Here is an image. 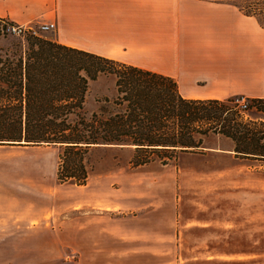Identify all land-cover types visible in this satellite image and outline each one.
<instances>
[{
    "label": "rangeland",
    "instance_id": "374dc122",
    "mask_svg": "<svg viewBox=\"0 0 264 264\" xmlns=\"http://www.w3.org/2000/svg\"><path fill=\"white\" fill-rule=\"evenodd\" d=\"M52 31L38 36L52 40ZM21 37L0 33V47L12 49ZM116 95L115 77L102 75L90 82L85 108L100 111ZM245 114L264 117L256 106ZM219 145L214 135L205 139ZM61 152L0 146V264H264V161L219 175L211 171L234 162L208 150L131 168L132 149L97 147L86 155L87 184L103 182L91 190L58 182ZM243 163L251 164L235 162ZM89 190L129 202L103 211Z\"/></svg>",
    "mask_w": 264,
    "mask_h": 264
},
{
    "label": "trees",
    "instance_id": "16d2710c",
    "mask_svg": "<svg viewBox=\"0 0 264 264\" xmlns=\"http://www.w3.org/2000/svg\"><path fill=\"white\" fill-rule=\"evenodd\" d=\"M264 25V0H236ZM14 22L0 17V33ZM12 49L0 47V145L58 146L59 183L86 185L92 148H130L131 168L202 147L222 134L240 158L264 160V120H252L234 100L188 99L169 76L28 34ZM115 77L117 95L100 111L85 108L91 81ZM264 114V98L251 99Z\"/></svg>",
    "mask_w": 264,
    "mask_h": 264
},
{
    "label": "crops",
    "instance_id": "0c3cea01",
    "mask_svg": "<svg viewBox=\"0 0 264 264\" xmlns=\"http://www.w3.org/2000/svg\"><path fill=\"white\" fill-rule=\"evenodd\" d=\"M235 1L0 0V17L17 24L40 18L54 22L52 40L169 76L188 99L264 98V25ZM211 135L220 140L219 146H204ZM211 135L203 138L202 147L181 153L178 160L210 150L234 162L212 173L228 176L237 168L261 167L262 159L237 156L231 138ZM102 182L95 178L85 186L95 190ZM91 190L90 198L103 211L129 202L116 194L92 196Z\"/></svg>",
    "mask_w": 264,
    "mask_h": 264
},
{
    "label": "built area",
    "instance_id": "2783aa9c",
    "mask_svg": "<svg viewBox=\"0 0 264 264\" xmlns=\"http://www.w3.org/2000/svg\"><path fill=\"white\" fill-rule=\"evenodd\" d=\"M55 28L56 24L54 22H43L36 25L12 23L7 25L6 31L10 34L24 37L28 34L38 35L39 31H49L54 30ZM234 103L236 104L237 108H239L240 111L244 113L247 112L251 107L250 100L243 96H237L234 100Z\"/></svg>",
    "mask_w": 264,
    "mask_h": 264
}]
</instances>
